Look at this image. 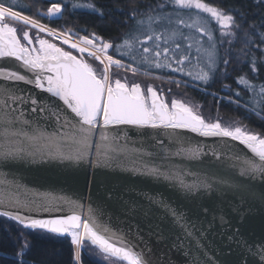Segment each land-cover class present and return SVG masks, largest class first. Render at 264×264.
I'll list each match as a JSON object with an SVG mask.
<instances>
[{
    "label": "snow or ice",
    "instance_id": "obj_1",
    "mask_svg": "<svg viewBox=\"0 0 264 264\" xmlns=\"http://www.w3.org/2000/svg\"><path fill=\"white\" fill-rule=\"evenodd\" d=\"M170 2L176 8L197 10L192 22L188 23L183 19L173 21L170 16L158 15L154 17L150 12L146 13L147 32L144 33L146 39L141 40L138 35L129 33L123 44L117 46V51L126 49L127 52H122V54H131L136 50V45L139 44L141 46L139 51L142 63L158 69L170 68L173 72L183 73V65L185 61H189L191 49L195 46L196 52L199 54L197 59L203 58L209 70L204 71L201 68L195 75L191 72L187 74L193 75V79L207 83L210 79V72L216 67L217 46L213 30H210L208 22L199 14H208L211 20L218 25L222 37L235 38L238 30L243 25L237 21L232 9L222 10L203 2V0H170ZM73 6L85 7V5ZM86 7L92 8L93 11H99L91 4L86 5ZM58 14H61V6L59 3H53L48 8L47 15L51 18L58 16ZM9 18L30 25L38 32H47L48 35L54 38L63 36L62 43L69 44L71 48L80 53L87 50L90 56L103 64L102 72L98 75L97 70L85 60L78 59L72 53L64 51L45 39L36 38L39 43L38 49L27 47L18 38L17 29L5 23ZM162 19H167L169 23H175L177 28L156 33L152 30L151 25L153 22L158 23ZM136 23L138 31L145 29L146 21L144 19L137 20ZM182 28L194 30L198 35L194 36L191 32L185 34ZM248 35L249 33L245 32V36ZM203 36H207L206 43L208 47H204V43L199 39ZM22 38L27 41L28 45L33 43L28 31L23 32ZM260 38L264 40V33H261ZM70 39L67 33L57 34L55 30L48 29L37 20L21 15L19 12L13 11L10 7H5L0 3V58H15V60L21 62L27 71L33 73V78L30 79L16 71L0 70V78L6 81L33 84L37 89L62 101L63 105L78 118H70L55 101L40 100L33 96L25 98L14 94L8 88L0 89V96L5 97V99H0V124L4 126L2 135L5 140L0 155L5 159L18 157L23 151L21 148L9 146L12 143L11 137L24 136L29 140L34 139L27 137L26 133L12 130V125L16 123L27 124L29 122L23 119V111H19V115L15 114L18 111L17 109L9 111L8 101L11 100L13 103L19 101L21 104L30 101L32 112L43 113L46 119H54L58 128L66 129V131L59 134V139L67 148V152L60 151L57 153L60 159L90 162L91 150L95 147L96 160L94 166H109L116 156L124 155L122 152L124 146L118 143V137L110 138L105 130L109 126L131 125L136 128L187 129L203 136L229 137L244 145L252 153L254 159L246 158L243 161L246 169L252 172L264 173V137L243 130L240 126L232 128L223 126L220 122H206L192 107L178 100H172L169 106L151 86L147 88V94H145L138 83L129 86L127 81L121 82L120 79H116L113 83L110 76L112 66L123 68L125 65L120 60H114L111 55H108V49L112 47V44L102 42L97 45L94 43V38L90 39L87 36L80 37L78 42L70 43ZM149 41L152 42L151 45H149ZM161 41H163L164 46H162ZM183 41L188 42L187 48L182 46ZM228 43L231 44L232 40H229ZM250 43V40L246 41V44ZM96 53H103V57ZM131 58L136 59L134 55ZM224 63L227 64L228 61L225 60ZM251 64L252 71H256L254 58L251 60ZM173 65L177 66L174 67ZM127 67L131 68V65ZM131 70L134 74L137 71L135 68H131ZM237 82L252 88V85L244 76H241ZM177 86H179V82H177ZM261 93L264 94V85L261 86ZM236 95L239 96V92ZM97 128H100V142L94 143L93 137L96 135ZM28 154L33 155V153ZM146 174L158 176L161 173L159 169L153 167L147 169ZM166 178L178 179L179 185L189 192L200 188L211 190L213 187V184L207 178L199 182L194 181L192 184H187L184 179L179 177ZM217 182L223 183V181ZM145 199L149 201L147 208L136 202L126 201L124 205L126 214L131 216L143 215L147 218L151 214L152 205H156L162 213V219H167L170 222V227L178 229L183 234L184 240L190 243L191 247L186 253L190 254V264H214L204 250L205 246L202 241L205 238L207 229L203 227L201 219H206L207 214L212 212V209L206 205L191 209L174 207L163 200L157 201L147 194H145ZM0 205L5 206V208L16 206L23 207L28 211L32 210L31 204L21 205L19 201L13 204L8 199L0 200ZM45 206L44 204L40 205V207ZM79 207V205H75V208ZM92 211V209H89L86 219H82L81 213L75 210L72 211V214L60 219H34L31 216L13 214L7 210L0 211V217L16 221L25 229L42 230L48 233L70 236L71 243L76 247L74 259L77 264H80L81 252L86 242L98 249L106 260L114 259L120 264H151L144 249L136 251V245L126 239L124 235L117 236L111 232L106 224L98 223L97 219L93 217ZM215 219L216 217L213 216V221ZM219 220L223 224L225 221L224 216L220 215ZM211 226L212 222H209V227ZM155 228L156 231L151 234L161 239L164 238L160 226L155 225ZM238 232L237 229V235L229 236V239L237 241L238 245L253 257V264H255V256L259 255L264 258V243L258 246L249 245L247 241L239 239ZM183 246V242L176 245V247ZM23 247L27 249V242L24 243ZM196 253L202 254L205 259L202 260ZM244 264H249L247 257H244Z\"/></svg>",
    "mask_w": 264,
    "mask_h": 264
},
{
    "label": "water",
    "instance_id": "obj_2",
    "mask_svg": "<svg viewBox=\"0 0 264 264\" xmlns=\"http://www.w3.org/2000/svg\"><path fill=\"white\" fill-rule=\"evenodd\" d=\"M59 15L50 18L47 13H42L41 17L56 19ZM0 70L16 71L33 78V73L12 57L0 58ZM4 88L21 97L55 101L70 118L78 119L62 101L33 84L0 78V89ZM0 99L5 97L0 96ZM8 105L9 111L18 110L16 115L23 111V119L29 122L16 123L12 130L26 133L27 137L34 139L11 137L9 146L23 151L18 157L7 159L0 155V200L31 204L32 210L0 205V211L49 220L65 218L73 210L86 219L89 209H92L98 223L106 224L117 236L124 235L136 245V251L144 249L151 264H190V254H186L190 243L184 240L178 229L170 227L167 219H162L156 205H152L147 218L126 214L124 205L126 201H133L147 208L149 201L145 194L179 208L206 205L212 209L206 219L201 218L203 227L207 229L202 243L208 257L214 264H244V257L253 264V257L229 236L237 235L238 229L241 241L255 246L264 243V173L246 169L243 161L254 157L238 141L229 137L203 136L187 129L109 126L105 131L110 138H119L118 143L124 146V155L116 156L109 166H94L95 147L91 150L90 162L60 159L57 153L67 152V148L59 134L66 129L58 128L54 119H46L45 114L32 112L30 101L21 104L9 100ZM3 129L0 124V152L5 145ZM93 141L100 142V128L96 129ZM153 167L161 174H146L147 169ZM166 177H179L187 184L207 178L213 187L211 190L200 188L189 192L179 185L178 179ZM41 204L46 206L40 207ZM75 205L80 207L75 208ZM220 215L225 218L223 224L219 220ZM213 216L216 217L214 221ZM209 222H212L211 227ZM155 225L160 226L164 238L151 234L156 231ZM181 242L184 246L176 247ZM196 254L205 259L202 254ZM255 264H264V258L255 256Z\"/></svg>",
    "mask_w": 264,
    "mask_h": 264
},
{
    "label": "trees",
    "instance_id": "obj_3",
    "mask_svg": "<svg viewBox=\"0 0 264 264\" xmlns=\"http://www.w3.org/2000/svg\"><path fill=\"white\" fill-rule=\"evenodd\" d=\"M10 2V0H0V3L6 7L41 22H46L41 15L46 12L48 5L59 3L63 9L57 19L49 21L52 28L77 34L78 38L96 36L111 43L113 47L120 45L128 37L131 29L137 25V20L146 19V13L150 12L154 17L163 16L171 13L175 8L170 0H16L14 3ZM203 2L222 10H234L235 18L243 25L235 38L230 37L231 44L221 42L223 39L218 33V28L212 25L217 48L216 67L209 83H195L179 78L194 85L195 88L181 84L177 86L175 83L163 81L161 84L159 81L126 70L118 79L121 82L127 81L129 85L138 83L143 88L149 82H158L154 86L160 83L166 95L185 105L191 103L200 105L203 110L201 109L202 112L198 113L206 121H211L210 114L215 115L218 120L216 122L223 125L231 119L239 123L238 126L243 130L264 137V94L261 93V86L264 85V40L260 38L261 33H264V0H203ZM77 4L85 5V7L73 6ZM89 4L99 11L86 7ZM22 27L25 28V26ZM245 32L249 35L245 36ZM248 40L251 41L250 44H246ZM110 55L143 72L171 79L178 78L173 73L143 70L132 59L115 52H110ZM253 58L256 61V71H252ZM225 60L228 61L227 64L224 63ZM97 74H100L99 70ZM241 76L248 80L252 88L237 82ZM200 89L207 93L201 92ZM237 92L239 96L236 95ZM213 94L221 95L229 101L219 100L212 96ZM25 242L28 245L27 249L23 247ZM80 262L81 264H120L114 259L106 260L89 243H85ZM0 264L76 263L69 238L58 237L43 231L28 230L12 220L0 217Z\"/></svg>",
    "mask_w": 264,
    "mask_h": 264
},
{
    "label": "rangeland",
    "instance_id": "obj_4",
    "mask_svg": "<svg viewBox=\"0 0 264 264\" xmlns=\"http://www.w3.org/2000/svg\"><path fill=\"white\" fill-rule=\"evenodd\" d=\"M11 2L10 3H14L16 0H10ZM77 5H79V4H77ZM5 6V5H4ZM52 6V4L51 5H48V7H47V9H46V13H47V10H48V8L49 7H51ZM6 7V6H5ZM62 6H61V12H62ZM13 11H15V10H13ZM196 12H197V10H195V9H180V8H174V10L171 12V13H169V14H167V15H163V16H170L171 17V19L173 20V21H176L177 19H183V20H185V21H187L188 23H191L192 22V18H195V15H196ZM21 15H24V14H22V13H20ZM200 16H202V17H204L205 18V20L208 22V27L210 28V30H212L213 29V27H212V25H215L217 28H218V33H219V35L221 36V33H220V30H219V27H218V25H216V23H215V21H212L211 20V18L208 16V14H206V13H200L199 14ZM24 16H26V15H24ZM32 19H34V20H37V19H35V18H33V17H31ZM57 19V18H56ZM40 24H43V25H45L48 29H53V30H55V32L57 33V34H61V33H67V35L71 38L70 39V43L71 42H78L79 41V38L78 37H74V36H72L69 32H67V31H60V30H57V29H55V28H52L50 25H49V21H50V18L49 19H47L46 20V22H41V21H39V20H37ZM145 21H146V23H145V29L143 30V31H138L137 30V25H135L132 29H131V31H130V33H132V34H134V35H138L139 37H140V39L141 40H144V39H146V35L144 34L145 32H147V19H145ZM8 22L9 23H11V24H14V23H16L17 25H21V26H25V28L26 29H31L32 31H34L35 33H38L39 35H41V36H44V37H47V38H51L52 40H54L55 42H57V43H59L60 45H62V46H64L65 48H67V49H69L70 51H72V52H74V53H76L78 56H80L81 58H83V59H85V60H87L86 62L87 63H89L92 67H94L95 69L97 68V70H99V72L101 73L102 72V70H103V68H104V65L103 64H101L98 60H96L93 56H90L89 54H88V51L86 50L84 53H80V52H78L76 49H73V48H71L70 46H69V44H64V43H62V39L64 38L63 36H60L59 38H53V37H51L50 35H48L47 34V32H38V30L37 29H35V28H32V27H30L29 25H25V24H23V22H21V21H16V20H12L11 18H9L8 19ZM151 28H152V30H154L156 33H161V32H166V31H171V30H173V29H175V28H177V25L175 24V23H169L168 22V20L167 19H162L160 22H153L152 23V25H151ZM182 31L185 33V34H188V33H190L191 32V34L192 35H194V36H196V35H198L197 33H195V31L194 30H190V29H188V28H182ZM213 36H214V38L216 37L215 36V34L213 33ZM222 37V36H221ZM90 38V37H89ZM199 39L201 40V42L202 43H204V47H208V44L206 43V41H207V36H203V37H199ZM222 39H223V41H225L226 43H228V41L230 40V37H222ZM124 41V40H123ZM123 41H122V43L120 44V45H122L123 44ZM103 42H105V41H103ZM151 41H149V45H151ZM187 41H183L182 42V46L184 47V48H187ZM161 44H162V46H164L163 45V41H161ZM119 45V44H118ZM117 45V46H118ZM81 46H83V45H81ZM117 46L116 47H113V45H112V47L110 48V51L108 52V55H110V52H115V53H117V54H119V55H123V56H125V57H128V58H130V59H132L131 58V56L132 55H134L135 57H136V59L134 60V59H132L133 61H135L136 63H137V66L138 67H140V68H142L143 70H146V71H151V72H155V73H160L161 71H163V72H168V73H173V74H176V76L178 77V78H175V79H171V78H166V77H162V76H159V75H154V74H149V73H147L146 74V72H143V71H141V70H139V69H137V68H135V67H131V68H135V69H137V71H136V73H139L142 77L144 76V77H148V78H151V79H153V80H156V81H159V82H161V84H163L162 83V81L163 82H168V83H172V84H176L177 85V82H179V85L181 84V85H188V86H190L191 88H195V86L194 85H191V84H188L187 82H184V81H182L181 79H183V80H190L191 82H195V83H197V82H199V83H203L204 84V82L203 81H201V80H198V79H193V75H195L196 73H198L199 71H200V69L202 68L204 71H208L209 69H208V66H207V63H206V61L203 59V58H201L200 60H198L197 59V57L199 56V54L196 52V49H195V46L191 49V52H190V55H189V61H185V63H184V65H183V68H184V72L182 73V72H179V71H177V72H173L170 68H155V67H150V66H148L147 64H144V63H142L141 62V59H140V57H141V53H140V51H139V49H140V45L139 44H137L136 45V50H134L130 55L129 54H122V52L123 53H126L127 52V50L126 49H121V51H117ZM103 54V53H102ZM114 59V58H113ZM161 59H163L162 57H161ZM88 60H92V61H95V62H90V61H88ZM114 60H116V59H114ZM105 63H107V61H105ZM123 65H125V67H123V68H117L115 65H113L112 66V68H111V71H110V76H111V80L113 81L114 79L116 80V79H118V78H120V75H121V73L122 72H126V71H130V72H132V70H131V68H128L127 66H129V65H127V64H124V63H122ZM174 67H176L177 65H173ZM126 70V71H125ZM214 71V70H213ZM213 71H211L210 72V79H209V81L207 82V83H209L212 79H211V77H212V75H213ZM189 72H191L193 75H188L187 73H189ZM133 73V72H132ZM114 74V75H113ZM179 78H181V79H179ZM114 80V81H115ZM189 81V82H190ZM155 84H158V82L157 83H150L149 82V84L148 85H144V88H146V87H148V86H152V87H155L154 85ZM159 86H160V89H162L163 90V88L161 87V85H160V83H159ZM200 91L201 92H204V93H207V91H205V90H201L200 89ZM179 94V93H178ZM212 96H215L217 99H223L225 102H227V101H229L227 98H225V97H222L221 95H217V94H213ZM179 101V100H178ZM187 106H190V107H192L193 108V110L196 112V113H198V112H202V111H200L202 108H201V106L200 105H198V104H196V105H194V104H188ZM196 106V107H195ZM203 110V109H202ZM210 120L211 121H209V122H213V123H215L216 121H218L216 118H215V115H213L212 116V114H210ZM227 123H229V124H227ZM230 123H231V125H230ZM232 124H236V125H232ZM238 124L239 123H237L236 121H233V120H227L226 121V125H223V126H227V127H229V126H231L232 128H234V127H236V126H238ZM240 125V124H239ZM261 136V135H260ZM70 242H71V238H70ZM72 244V243H71ZM72 250H73V256H74V253H75V247L73 246V244H72ZM75 261V260H74ZM75 263L77 264V262L75 261ZM81 263V262H80Z\"/></svg>",
    "mask_w": 264,
    "mask_h": 264
},
{
    "label": "flooded vegetation",
    "instance_id": "obj_5",
    "mask_svg": "<svg viewBox=\"0 0 264 264\" xmlns=\"http://www.w3.org/2000/svg\"><path fill=\"white\" fill-rule=\"evenodd\" d=\"M47 19H48V18H47ZM47 19H45V20H47ZM5 23H8L10 26L15 27V28L17 29V35H18V38H20L21 43L25 44V45H26L27 47H29V48H32V47H33V48H36V49L39 48V43L37 42V39H36L37 37H39L40 39H45V40L49 41L50 43L55 44L57 47L62 48L64 51H68V52L72 53L73 55H75V56L81 58V57L78 56L76 53L70 51L69 49L65 48L64 46L60 45L59 43H57V42H55V41H53V40H49V39H47L46 37L41 36V35H39L38 33H35V32L32 31V30L26 29V28L22 27L21 25H17L16 23L11 24V23L8 22V19L5 21ZM24 31H28L30 38L33 40V43H32L31 45H28V44H27V41H24V40H23L22 37H23V32H24ZM76 36H77V34H76ZM93 38H94V43H96L97 45H100V44L103 42L102 39H100V38H98V37H96V36H92V37H90V39H93ZM81 59H83V58H81ZM83 60H85V59H83ZM85 61H87V60H85ZM129 86H130V85H129ZM148 87H149V86H148ZM148 87H146V88L141 87L142 90H144L145 94H147V88H148ZM151 87H152V86H151ZM153 88H154V90L157 91V94H158L161 98H162V96H163L164 101H165L167 104H169V106L171 105L172 100H177V99H174V98H172V97L166 95V93H165L162 89H160V86H159V85H156V87H153ZM198 114H199V113H198ZM199 115H200V114H199ZM200 116H201V115H200ZM201 117H202V116H201ZM202 118H203V117H202ZM205 121H206V120H205ZM206 122H209V121H206ZM212 123H213V122H212Z\"/></svg>",
    "mask_w": 264,
    "mask_h": 264
},
{
    "label": "bare ground",
    "instance_id": "obj_6",
    "mask_svg": "<svg viewBox=\"0 0 264 264\" xmlns=\"http://www.w3.org/2000/svg\"><path fill=\"white\" fill-rule=\"evenodd\" d=\"M97 55H100L101 57H103L102 53H96ZM74 246V245H73ZM75 247V246H74ZM75 252H76V247H75Z\"/></svg>",
    "mask_w": 264,
    "mask_h": 264
},
{
    "label": "built area",
    "instance_id": "obj_7",
    "mask_svg": "<svg viewBox=\"0 0 264 264\" xmlns=\"http://www.w3.org/2000/svg\"><path fill=\"white\" fill-rule=\"evenodd\" d=\"M30 26V25H29ZM31 27V26H30ZM51 37H53V36H51ZM54 38V37H53Z\"/></svg>",
    "mask_w": 264,
    "mask_h": 264
}]
</instances>
